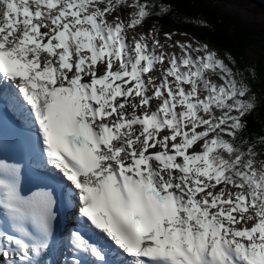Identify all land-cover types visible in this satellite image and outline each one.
I'll use <instances>...</instances> for the list:
<instances>
[{"label": "snow or ice", "instance_id": "obj_1", "mask_svg": "<svg viewBox=\"0 0 264 264\" xmlns=\"http://www.w3.org/2000/svg\"><path fill=\"white\" fill-rule=\"evenodd\" d=\"M180 19L0 0V264H264L255 72Z\"/></svg>", "mask_w": 264, "mask_h": 264}, {"label": "trees", "instance_id": "obj_2", "mask_svg": "<svg viewBox=\"0 0 264 264\" xmlns=\"http://www.w3.org/2000/svg\"><path fill=\"white\" fill-rule=\"evenodd\" d=\"M209 1L213 3L214 7L209 6L203 0H172L178 6L181 19L179 22L169 20L166 22V26L175 31L195 33L215 48L230 54L242 70L251 68L255 72L256 80L252 86L261 103L251 119L253 126L259 129L264 126V55L262 54L261 57V54H258L260 56H258L257 66L249 68L245 50L255 46L264 48V22L247 21L238 14H224L218 10L230 4H236L246 6L254 13L264 12V0ZM204 24H207L208 27L205 28Z\"/></svg>", "mask_w": 264, "mask_h": 264}, {"label": "water", "instance_id": "obj_3", "mask_svg": "<svg viewBox=\"0 0 264 264\" xmlns=\"http://www.w3.org/2000/svg\"><path fill=\"white\" fill-rule=\"evenodd\" d=\"M206 4H208L209 6L211 7H214L213 3L210 2L209 0H203ZM236 7L235 8H232L233 5H229V6H225V7H222L220 8L218 11L221 12V13H224V14H238L240 15L244 20H247V21H259V22H264L262 20H264L263 18H260L259 16L260 15H263L264 16V13L262 14H253L251 11H249L247 8L245 7H239L237 5H235ZM233 9V10H232ZM237 9V10H236ZM242 11H245L249 14L247 15H243L242 14Z\"/></svg>", "mask_w": 264, "mask_h": 264}, {"label": "rangeland", "instance_id": "obj_4", "mask_svg": "<svg viewBox=\"0 0 264 264\" xmlns=\"http://www.w3.org/2000/svg\"><path fill=\"white\" fill-rule=\"evenodd\" d=\"M231 5V4H230ZM239 7H243V6H241V5H238ZM236 6L235 5H233V7L232 8H235ZM233 10V9H232ZM237 10V9H236ZM242 14L243 15H247V14H249V13H247V12H245V11H242ZM260 18H263L264 19V16L263 15H260L259 16ZM262 21H264V20H262ZM173 31H175V30H173ZM203 40V39H202ZM203 41H205V40H203ZM217 49V48H216ZM219 52H221V53H224V52H222V51H220V49H217ZM245 52H246V55L248 56V64H249V68H250V66H253V67H256L257 66V60H258V56H260V55H258V54H261V57H262V54L264 55V48H262V47H259V46H255V47H253V48H251V49H247V50H245ZM257 54V55H256ZM251 69V68H250ZM252 70V69H251ZM263 70H264V57H263ZM258 83H260L259 81H258ZM258 98V97H257Z\"/></svg>", "mask_w": 264, "mask_h": 264}]
</instances>
